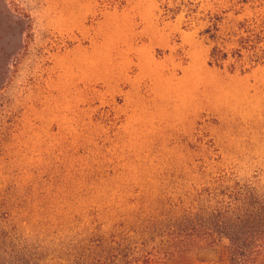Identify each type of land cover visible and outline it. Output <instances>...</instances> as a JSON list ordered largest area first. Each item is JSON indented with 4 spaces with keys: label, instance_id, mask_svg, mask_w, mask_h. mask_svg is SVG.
Segmentation results:
<instances>
[{
    "label": "rangeland",
    "instance_id": "374dc122",
    "mask_svg": "<svg viewBox=\"0 0 264 264\" xmlns=\"http://www.w3.org/2000/svg\"><path fill=\"white\" fill-rule=\"evenodd\" d=\"M5 1L30 30L10 32L0 200L38 264H175L169 205L219 181L263 185L264 66L210 67L203 32L213 16L220 37L264 18V0ZM227 247L185 255L222 264Z\"/></svg>",
    "mask_w": 264,
    "mask_h": 264
},
{
    "label": "trees",
    "instance_id": "16d2710c",
    "mask_svg": "<svg viewBox=\"0 0 264 264\" xmlns=\"http://www.w3.org/2000/svg\"><path fill=\"white\" fill-rule=\"evenodd\" d=\"M239 1L241 6L248 4V0ZM21 12L0 0V90L10 81L17 64L10 32L14 26H22L21 37L29 34V17ZM220 21L217 16L209 18L210 26L203 32L211 43L208 65L231 74L264 66V18L243 20L225 37L218 35ZM227 43L232 44L230 50ZM246 66L249 68L243 70ZM168 207L164 233L172 245L175 264H188L185 254L192 243L214 244L218 238L228 242L222 264H264V182L219 181L196 192L186 204ZM6 208L0 200V264H38V248L14 230ZM145 264L160 263L146 260Z\"/></svg>",
    "mask_w": 264,
    "mask_h": 264
}]
</instances>
